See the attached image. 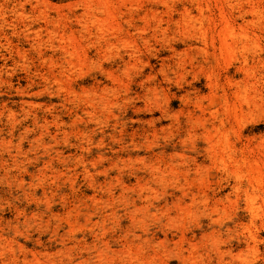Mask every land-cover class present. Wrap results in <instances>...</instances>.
I'll return each mask as SVG.
<instances>
[{"label": "rangeland", "instance_id": "obj_1", "mask_svg": "<svg viewBox=\"0 0 264 264\" xmlns=\"http://www.w3.org/2000/svg\"><path fill=\"white\" fill-rule=\"evenodd\" d=\"M0 264H264V0H0Z\"/></svg>", "mask_w": 264, "mask_h": 264}, {"label": "bare ground", "instance_id": "obj_2", "mask_svg": "<svg viewBox=\"0 0 264 264\" xmlns=\"http://www.w3.org/2000/svg\"><path fill=\"white\" fill-rule=\"evenodd\" d=\"M258 7H255L254 9H253V15H254V17H253V19L252 20H250V21H248V23H250L251 25H253V26H256L257 25V23L259 22L258 20H260L259 18H260V16L258 15V11L257 10H255V9H257ZM243 8H241L240 9V17H241V19H243L244 18V14H243ZM225 22H224V34H223V42H224V44L227 46V48L229 49V50H235L236 48H238V45L240 44V43H242V41L243 40H246V37H244L243 35L240 37L241 39H239V35L236 33V30L234 29L235 27H233V26H231V24H230V22H228V19L227 20H224ZM201 23V22H200ZM224 135V134H223ZM227 139V138H226ZM225 146V145H224ZM228 146V145H227ZM225 149V148H224ZM214 153V152H213ZM217 154V153H216ZM225 155H226V153H225ZM233 155V154H232ZM221 156V155H220ZM235 157V156H234ZM233 156H230V155H227V157L226 158H229V160L228 161H231L232 163H238L239 162V160L238 161H236V160H233L232 161V159L234 158ZM224 160H226L227 161V159H225V158H223ZM231 159V160H230ZM241 159V158H240ZM224 160H222V161H224ZM244 160V159H243ZM242 160V161H243ZM241 162V161H240ZM246 162V161H245ZM244 162V163H245ZM243 164V163H242ZM241 165V164H240ZM239 165V166H240ZM246 165V164H245ZM236 166H237V164H236ZM239 166H237V167H239ZM243 166V165H242ZM251 168V167H250ZM241 169V168H240ZM240 169L239 168H234L233 170V174L234 175H238L239 174V172H240ZM257 170V169H256ZM243 171V170H242ZM255 171V170H254ZM251 173H254L253 171H251ZM250 173V174H251ZM257 175H260L259 173H257ZM252 176V175H251ZM255 176H256V174H255ZM261 176V175H260ZM259 176V177H260ZM253 177V176H252ZM256 177H258V176H256ZM259 179V178H258ZM257 178H255V180H254V182H255V187H256V183H259L260 182V179L258 180ZM262 181V180H261ZM251 182H253L252 180H251ZM262 183H263V181H262ZM250 186L252 187V188H254V186H253V184H250ZM259 186V185H258ZM242 187H244V185H243V182L242 181H239L238 183H236V186H235V189L234 190H236L237 189V191L238 190H240V189H242ZM246 187V186H245ZM244 187V188H245ZM247 188V187H246ZM249 188V187H248ZM259 188V187H258ZM233 190V189H232ZM250 189H248V190H246V193H245V196H246V199H247V203H248V205H249V207H250V209H251V211H255V210H257L259 207H257V209H256V204H255V195L254 194H256V193H252V194H249V191ZM252 191V190H251ZM236 194V193H235ZM257 198V197H256ZM253 213V212H252ZM260 213V212H259ZM258 214V213H257ZM259 215H261V214H259ZM259 215H254L255 217H257V216H259Z\"/></svg>", "mask_w": 264, "mask_h": 264}]
</instances>
